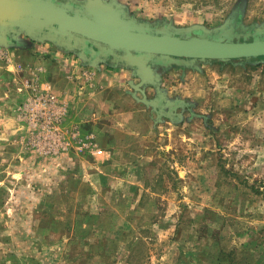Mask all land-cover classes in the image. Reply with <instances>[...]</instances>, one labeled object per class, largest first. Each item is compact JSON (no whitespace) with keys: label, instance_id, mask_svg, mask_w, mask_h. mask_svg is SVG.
<instances>
[{"label":"rangeland","instance_id":"1","mask_svg":"<svg viewBox=\"0 0 264 264\" xmlns=\"http://www.w3.org/2000/svg\"><path fill=\"white\" fill-rule=\"evenodd\" d=\"M116 1L176 28L264 30V0ZM13 48L0 47V264H264V58L203 64L213 105L182 99L178 76L172 120L132 97L129 71L64 52L85 72L40 89Z\"/></svg>","mask_w":264,"mask_h":264},{"label":"water","instance_id":"2","mask_svg":"<svg viewBox=\"0 0 264 264\" xmlns=\"http://www.w3.org/2000/svg\"><path fill=\"white\" fill-rule=\"evenodd\" d=\"M256 33L254 40H236L231 27L158 26L132 16L116 0H0V47H18L25 39L50 42L94 68L111 58L113 66L132 69L139 78L132 87L143 97L133 96L156 112L165 101L172 120L184 101L167 97L163 73L264 58V30ZM151 87L161 99H148Z\"/></svg>","mask_w":264,"mask_h":264},{"label":"crops","instance_id":"3","mask_svg":"<svg viewBox=\"0 0 264 264\" xmlns=\"http://www.w3.org/2000/svg\"><path fill=\"white\" fill-rule=\"evenodd\" d=\"M28 43L30 42H23V46H25V47H22L23 49H19L21 48V45H19L16 48H13V51L11 55L9 56L10 58H13V57L15 58L17 55H20L21 58H24L23 60L25 62L30 60L29 62L30 65H27L28 73H30L31 75L39 74V83L42 84V86H40V89L50 88L53 91H56L58 90L60 83L67 84V83L75 82L76 78L79 76H82L81 74L85 72L83 68L79 67L77 61L72 59L71 56H68L64 53L65 51L55 50L49 46H46L44 43L38 44L39 48H37V50L31 51L30 49H32V47H28L27 46ZM32 43H37V42H32ZM36 52L38 53L35 54V56L33 57L32 53H36ZM10 58L9 60H10L11 65L13 62H14L13 65L16 64V62L11 61ZM20 59L18 58V60ZM24 61L23 62L19 61L20 64L19 63L18 64L21 66H24L25 65ZM106 65L110 66V70L129 71L133 78L135 77L139 79L138 77L135 76L132 69H128L122 66H113L112 64H106ZM179 69H182L180 73L173 71V68L168 70L166 73H163L161 88L163 89L167 97L171 99L170 97L172 95H175L173 93H175V91L177 92L179 91V90H175V89H179V87L178 88L174 87V83L177 81V77L179 76L178 78H181L184 83L181 89L182 92H180L182 95L181 96L182 99L184 100L186 99L187 101H191V102L193 101L199 104H203L204 106L213 105L214 104V99H213L214 92H212L213 90H211L210 84H207L206 81H204L205 78L203 79L201 77V75L205 76L204 75L205 72L203 73V71H207V70L200 71V70L192 69L193 72H191V70L184 71L183 68H179ZM208 71L209 73H212L213 77L216 80L221 78L220 71L218 70L213 71L211 69H208ZM203 81H204V84L201 85ZM217 83H220V81L218 82L215 81L214 85H216ZM132 84L134 83L133 82L131 83V87H132ZM219 85L222 87V84H219ZM148 89H152L154 91L155 95L153 99H155V97L158 95L156 90L152 87ZM148 89H147V95L149 93ZM138 93H141V92L135 91V93H131L132 97L135 100L137 99L133 96V94H136L137 97H139ZM216 100L217 99L215 97V101ZM137 102H140V101L137 100Z\"/></svg>","mask_w":264,"mask_h":264},{"label":"flooded vegetation","instance_id":"4","mask_svg":"<svg viewBox=\"0 0 264 264\" xmlns=\"http://www.w3.org/2000/svg\"><path fill=\"white\" fill-rule=\"evenodd\" d=\"M237 14L238 13H236L235 15H234V17H236L237 16ZM233 21V20H232ZM232 21H230L228 24V27L227 28H229L230 26H231V28L232 29H234L235 30V32H236V34H235V36H236V40H249V39H252V40H254L255 39V37H253V38H250V37H248L247 35L248 34H244V33H241V34H238L240 31H241V28H239V27H237V29H236V23L235 22H232ZM231 22H232V24H231ZM154 23H156L158 26H164V25H167L168 23H166V22H154ZM241 32H243V31H241ZM248 37V38H247ZM252 37V36H251ZM79 52V51H78ZM113 61H112V59L110 58V59H106V62H100L99 64L100 65H102V64H113L112 63ZM174 68V67H173ZM162 69H160L159 71H161ZM155 98H157V99H161L160 98V96H156ZM161 106L160 107H158L157 108V112H159V113H166V112H168V111H170V108L167 106V103L165 102V101H163L161 104H160ZM178 109V108H177ZM175 112H176V110H174Z\"/></svg>","mask_w":264,"mask_h":264},{"label":"built area","instance_id":"5","mask_svg":"<svg viewBox=\"0 0 264 264\" xmlns=\"http://www.w3.org/2000/svg\"><path fill=\"white\" fill-rule=\"evenodd\" d=\"M6 53L5 52H0V58L5 57ZM43 96V95H42ZM45 97L42 98L44 100V104L46 105H56L59 103V99L57 98L56 95L51 94L49 90H47L44 94Z\"/></svg>","mask_w":264,"mask_h":264},{"label":"trees","instance_id":"6","mask_svg":"<svg viewBox=\"0 0 264 264\" xmlns=\"http://www.w3.org/2000/svg\"><path fill=\"white\" fill-rule=\"evenodd\" d=\"M252 63H254V62H257V61H259V60H256V59H253V60H250ZM246 61H244V63H245ZM243 63V62H242Z\"/></svg>","mask_w":264,"mask_h":264}]
</instances>
